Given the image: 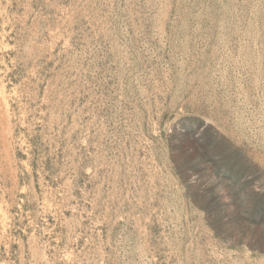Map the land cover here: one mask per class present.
<instances>
[{"label": "rangeland", "instance_id": "374dc122", "mask_svg": "<svg viewBox=\"0 0 264 264\" xmlns=\"http://www.w3.org/2000/svg\"><path fill=\"white\" fill-rule=\"evenodd\" d=\"M0 264H264V0H0Z\"/></svg>", "mask_w": 264, "mask_h": 264}]
</instances>
